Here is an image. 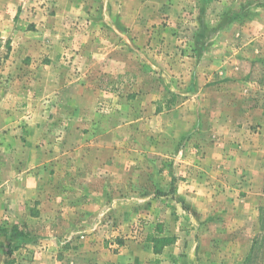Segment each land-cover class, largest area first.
<instances>
[{
    "label": "rangeland",
    "instance_id": "rangeland-1",
    "mask_svg": "<svg viewBox=\"0 0 264 264\" xmlns=\"http://www.w3.org/2000/svg\"><path fill=\"white\" fill-rule=\"evenodd\" d=\"M7 143L21 264H264V0H0Z\"/></svg>",
    "mask_w": 264,
    "mask_h": 264
},
{
    "label": "crops",
    "instance_id": "crops-1",
    "mask_svg": "<svg viewBox=\"0 0 264 264\" xmlns=\"http://www.w3.org/2000/svg\"><path fill=\"white\" fill-rule=\"evenodd\" d=\"M0 154H3L4 157L0 158V264H21V260L27 256L26 253L29 249L25 248V242L30 241L26 239L25 241L19 240L17 245L18 247L13 246L15 244V236L11 233V227L17 226L22 229L24 223L29 222L30 217H36L39 211L35 210L34 214L29 213L28 206H31V201L37 203L40 198L38 197V181L37 177L33 174H26L25 166V148L23 146L19 147L17 144L16 148L10 147L9 143L1 147ZM78 150H83V148L72 147L67 148L65 151H74L73 154L79 152ZM94 149H92L93 151ZM88 151V149H87ZM12 155V156H11ZM102 157V156H101ZM3 160V161H2ZM101 164V165H100ZM98 166L106 169L107 165H103L101 162ZM39 166L43 172L46 170V167L42 164H36L34 169ZM76 165L72 166L70 169H76ZM57 171L61 172L59 166H52ZM40 178V177H39ZM86 183V181H85ZM93 198L100 203L103 202H118L119 198L116 196V193L112 195H107L104 192V189L101 192L96 193ZM252 196L247 197V204L250 206L254 200H251ZM60 200V198H58ZM129 199V198H128ZM130 200V199H129ZM28 203V205H27ZM35 205V204H34ZM33 217V218H34ZM4 227L7 229L4 231ZM72 227V226H71ZM27 245V244H26ZM24 246V247H23ZM31 248H35L34 243L28 244ZM37 253V252H36ZM54 256L50 255H38L31 259L29 264H66L64 260L58 261Z\"/></svg>",
    "mask_w": 264,
    "mask_h": 264
},
{
    "label": "trees",
    "instance_id": "trees-1",
    "mask_svg": "<svg viewBox=\"0 0 264 264\" xmlns=\"http://www.w3.org/2000/svg\"><path fill=\"white\" fill-rule=\"evenodd\" d=\"M1 230V229H0ZM16 230V229H15ZM159 244L169 245L173 242V238L171 237H160L156 240ZM156 250V247H155Z\"/></svg>",
    "mask_w": 264,
    "mask_h": 264
}]
</instances>
